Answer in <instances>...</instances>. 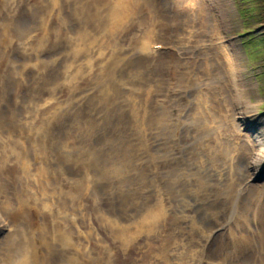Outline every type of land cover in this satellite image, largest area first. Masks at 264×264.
I'll return each instance as SVG.
<instances>
[{
  "label": "rangeland",
  "instance_id": "1",
  "mask_svg": "<svg viewBox=\"0 0 264 264\" xmlns=\"http://www.w3.org/2000/svg\"><path fill=\"white\" fill-rule=\"evenodd\" d=\"M54 1L55 3H53ZM189 1L155 0L158 9L157 19L161 21L159 24L161 30L157 31L156 29V32L159 35L162 34L164 45H158L160 47L158 55L151 53L153 56L148 55L144 61L139 57L142 49L141 40L148 39L146 32L149 30L148 34H150L152 29V21L149 19L153 10L150 12L143 5L141 8L134 4L136 13L126 16L119 25L116 24L117 21H114L115 19L110 13V9L115 3L113 0H40L41 6L49 12L43 13V19L38 22L33 19L35 14L33 15L22 6L21 2L25 3V0H19V4L15 0V4L18 6L12 4L13 0H0V16L7 13L8 18L11 16L13 21H18L21 28L14 26L10 20L12 25L8 31L12 34L7 31L5 35L13 39H4L9 48L7 49L4 44V50H7L8 54L4 57V65L0 67V83L4 77V79H8L9 83L0 89V108L2 109L8 103L18 113L21 112L30 123L35 120V117L41 115L34 109L31 111L28 108L29 105L23 108L21 103L18 108L15 105L14 88L17 86L15 76L21 70L11 72L15 75H11L12 78L6 77V74L9 75V70H12L10 65L12 63L18 66L23 64L27 66L22 67L23 71L30 72L28 59H34L38 52L45 49L49 52H45V54L50 55L51 48L56 46L58 55L55 56V59H51L50 56L41 63H48L47 79L44 86L57 87L59 101H62V111H54V113L57 112L58 119L55 118L54 123L49 126L50 148L43 149L39 155L40 160L47 163V167L38 160L29 161V166L37 168L38 172H44V175L38 174V172L37 176L36 173L26 175L27 182L22 187L24 173L18 164H22V162L17 163L16 161L17 153L8 157L9 159L5 158L6 160H3L0 165L2 170L0 179L5 183V194L3 193V195L8 196L11 202L8 204L2 197V205L0 204V213L8 205L7 208L11 211L9 222L0 221V233L2 231L0 245H3V248H6L4 246L6 236L9 231L15 229L17 224H21L18 227L23 229V224L29 223L28 225L32 226L35 223L36 225L34 224L31 228L32 232L29 226H26V228L28 227L27 237L31 234L29 237L31 239L27 238L29 241L27 243L30 245L28 247H32L30 250L35 251L34 246L37 245L36 251L39 250L40 256L38 255L35 264H221L218 254H225L224 257L227 261L225 260L224 264L247 263L249 255L256 250V246L253 245L254 241L251 240L252 236L248 234V232H253L255 226L244 225L245 218L238 214L242 211L239 206L242 204L247 209L249 208L251 214L256 213L260 208L264 212V200L261 203L259 201L257 205L253 201V205H250L253 200L251 199V201L249 200L250 204H245L249 202L245 201L244 197H238L236 192L235 197L233 193L228 194L226 191L221 198L224 201L220 200V205L217 204L219 207L216 205L215 208L214 205H204L197 209L195 207L194 211H191L194 214L193 219L189 221L190 218H187L189 222L183 227L186 228V231L183 230L181 233L175 231L169 238L165 237L163 232L165 227L170 228V231L179 229L180 226L182 227L179 221H186L183 219V212L188 211H183L185 208L177 211L178 214H182V219L174 218L175 207L183 203L187 204L186 201L189 202V198L186 197L195 195V204L205 201L203 194L206 189L204 190V188H207L209 181L206 169L211 170L213 153L218 150L220 159L218 157L215 168L223 171V167H227H218V165L222 160L225 162L229 160L225 156L231 154L227 153L224 147L228 140L233 143L232 140L238 139L232 132L236 131V127L242 128L243 137L250 132V139L254 137L253 133L259 135L256 136L258 140L264 139V113L258 114L257 108L264 100V41H261L263 38L261 35H264V5L262 9H259L258 3L254 0L252 3L250 0H216L217 4L224 5L225 13L223 14L228 30L227 32L219 31V34L211 36L210 33H206L208 26L214 23V27H218L212 21L211 12L207 15L208 4L206 5V1L203 2L202 12L197 14L196 18H194L195 15L191 16V21H188L184 14L190 12L195 14ZM262 3L264 4V0ZM14 6L15 10H13ZM194 8L196 9L195 6ZM23 10L25 13L27 12V21L24 20L22 26V14H25ZM63 10L66 12H62ZM56 11L57 16L55 15ZM179 11L183 18L177 17ZM66 15L72 23L71 28L67 24ZM56 19L58 21H55ZM34 24L35 28H33ZM3 25L4 21L2 20L0 23V28H3L0 29L1 32L5 31ZM46 25L49 26L44 30ZM220 26L223 28L226 25ZM23 27L28 33L25 44L29 47L37 46L36 49L28 50L26 56H21L15 48L11 47L12 43L21 46V36L25 33ZM63 27L64 30H62ZM56 28V32H59L57 35ZM190 29L192 32L189 33ZM245 29H251V35L256 37L250 35L245 39L242 45L244 46L243 51L240 46L241 38L237 34ZM49 30L54 33L52 40ZM37 31L41 32L39 36H42V39L34 45V40L39 36L34 37L33 34ZM222 33H226V35ZM227 35L232 41L230 45L229 42L224 41V36ZM194 36L198 39L195 40ZM208 36L218 37L221 43L228 44L223 54L219 55V50L215 46L209 44L208 47L203 42L205 39L208 40ZM188 37L190 40L187 39ZM111 40L116 47L114 61L109 60L114 58L108 53L112 49ZM46 41L50 42L43 43ZM194 46L204 49L197 47L198 51L192 53ZM4 50L1 57L4 56ZM226 51L232 52V56L235 54L231 57L234 61L233 68L237 71L236 78H239V82H237L239 84L236 87L237 91L244 92L243 97H234L235 91H228L225 78L220 77L224 74ZM62 55H65L64 59L70 63H65V60L61 58ZM1 57L0 60H2ZM117 60L120 62L116 63ZM252 64L253 67L258 65V71L254 74L248 68ZM69 67L71 73L68 72L69 75H66L67 78L63 82L64 87L61 78ZM127 67L129 71L125 70L126 78L124 79L126 82L119 83V87L113 84L107 73ZM117 72L122 74L120 71ZM54 74H56V79ZM106 81L107 84H104ZM22 83L20 78L18 84ZM112 86L114 92L116 89L121 92L114 95ZM104 87L107 90H104ZM101 88L103 89L101 90ZM66 93L69 96H65ZM203 95L206 96L204 99L209 100L208 104L203 103ZM17 97L21 99L22 103H35L31 97H21L20 92L17 93ZM63 100H65L64 106ZM214 101L218 104H215ZM199 105H203V110L195 109ZM207 105L208 107H206ZM217 107L219 110L216 109ZM213 108L215 109L213 110ZM234 112L237 114L235 115ZM218 115L222 120L219 121ZM6 116L10 118L9 115L6 114ZM51 117L52 113L42 115L48 125ZM15 118L17 117L10 119L15 121ZM234 119L239 121L241 126L235 124L230 127V122H234ZM205 120L213 132L209 131L208 125L203 127ZM172 121L176 128L175 132L163 127L160 134L169 140L165 144H159L161 139L152 137L154 133H149V130L152 127L156 130L162 126H169ZM18 131L22 135L18 139H16L14 131L10 134L0 135V144L2 145L5 141L19 142L22 153L26 154L29 150V145L25 141L26 137L31 142L34 136L26 133L25 137L27 131L25 128ZM141 132L142 135L144 133L143 136H140ZM148 136L149 139H152L151 142L155 146V150L150 147ZM226 136L229 138H225ZM240 137L244 139L242 136ZM202 140L205 141L204 144L208 149L213 150V153L203 149V145L200 147L199 142L203 143ZM172 144L177 149H188V152L185 153V162L190 164L191 169H193L191 163L197 166L190 175L186 176L183 171L174 168L168 169L167 172L163 170L170 163V166H175L181 162ZM234 144L236 148H239L240 144L238 145L237 142ZM247 145L248 147L251 145L254 150L251 140L247 139ZM159 156L171 161L160 162ZM28 158L29 156L26 160ZM26 160L25 162L28 163ZM202 161L209 163L206 164ZM29 166L26 167L29 168ZM200 168L204 170L201 172ZM249 173L256 176V179L253 180L256 184L264 186V157H261V163L252 167ZM249 173L245 174V179L249 178ZM185 178L189 183H186ZM204 179L206 183L202 181ZM39 180L42 185L38 182ZM199 180L201 182H198ZM222 180L225 181L223 178ZM215 181H218L217 175ZM228 182L231 184L230 181ZM36 183H39L38 187L41 186L42 189L38 188ZM151 184L150 192L144 194L143 191ZM231 185L230 187L235 189L234 191L238 190ZM164 193L167 194L164 195ZM196 195L203 196L196 197ZM258 195L261 197V193ZM166 197L171 199L174 205V209L169 211L173 206L170 201H167L166 213L173 215L170 217L169 223L164 222L165 211L161 213L163 217L155 218L156 216L153 215L155 207L159 204L162 205L161 202ZM236 201L237 203H235ZM224 204L226 205L224 206ZM228 204L229 206H227ZM249 205L250 207H248ZM234 208L239 212L235 213ZM14 210L17 211L14 212ZM22 210H25L26 215ZM12 213H15L17 217L13 218ZM233 213L235 215H232ZM27 214H31L32 218ZM258 219L259 215L257 218L253 217V222ZM215 220L218 221L215 222ZM42 221L46 222L41 224ZM11 223H14L13 226ZM223 223L224 225H222ZM241 224L243 225L241 226ZM39 226L43 229L41 227L37 229ZM55 228L59 229L58 235L55 234L57 232ZM50 229H55L52 233L54 236H48V239L46 236ZM210 232L213 236H211V241H208ZM178 234H183V237L178 236L179 239L182 240L184 237L185 239L178 241V237L176 238ZM15 236L20 238L16 234ZM44 237L46 240L48 239V242H53L51 246L43 245L44 242L41 240L44 241ZM236 237L237 239H235ZM185 242L192 244L193 248L188 249L186 244L183 245ZM200 243L206 244L205 250L200 246L198 248L195 246L201 245ZM207 243L210 244L207 245ZM9 252L10 250L0 251V257L4 253L9 255ZM230 252H232L231 255ZM12 253L19 257L17 264H32L28 253H25L24 256L14 251ZM234 255L235 257H233Z\"/></svg>",
  "mask_w": 264,
  "mask_h": 264
},
{
  "label": "bare ground",
  "instance_id": "2",
  "mask_svg": "<svg viewBox=\"0 0 264 264\" xmlns=\"http://www.w3.org/2000/svg\"><path fill=\"white\" fill-rule=\"evenodd\" d=\"M145 0H113V2H115L114 4H113V6L111 7V9H110V13H111V15L114 17V21H117V23L116 24H119L120 25V23H121V20H123L126 16H128V15H130V14H133V13H136V10L134 9L136 6H138V7H141V8H143L144 6L146 7V9H149L150 10V12L153 10V14H151L150 15V21H152V29L150 30V34H148L149 32V30L146 32L147 34H146V36L148 35V39L146 40V39H144V40H141V46H142V49H141V51H140V54L139 55H141V56H139L141 59L140 60H144V61H146V58H147V56L149 55V56H153V55H151V53H152V51H151V45L152 44H154V43H161V40H162V38L160 37V35L156 32V29H157V31H159V30H161V26L159 25L160 23H161V21L159 20V19H157V16H158V9L156 8L157 7V5H156V2H155V0H146L145 2H144ZM187 1V0H186ZM203 2H205L204 0L203 1H200V0H190L189 1V3H190V5L191 6H193L192 7V9H193V11H194V13L195 14H192L191 12L190 13H188V14H184V17H187V20L188 21H191V16H194V18H196L197 17V14H199L200 12H202V9H203V7L201 6V5H203ZM188 3V2H187ZM243 3V2H242ZM136 6H135V5ZM142 5H143V7H142ZM1 6V5H0ZM10 6V5H9ZM9 6H7L8 8H9ZM194 6L196 7V9L194 8ZM1 9V8H0ZM24 11V10H23ZM185 12V11H184ZM1 13H3L4 14V12H1ZM23 13V12H22ZM24 13H25V11H24ZM27 13V12H26ZM22 14L23 16H22V20H21V23H22V26H23V24H24V20H26L27 21V14ZM180 11L178 12V14H177V17H180V18H183V16H182V14L180 13ZM187 13V12H186ZM18 14V13H17ZM11 16H9V18H10ZM21 17V16H20ZM145 19V18H144ZM2 20L4 21V22H6L7 23V20H8V22H10V19H8V15H7V13L6 14H4V15H2V16H0V23L2 22ZM19 20V19H18ZM147 20V19H146ZM15 21V20H14ZM13 21V22H14ZM20 21V20H19ZM193 22V21H192ZM15 23V22H14ZM145 23H146V21H145ZM145 23H144V25H145ZM16 25H18L17 23H15ZM147 24H149V23H147ZM211 24V23H210ZM4 26V25H3ZM48 26L49 25H46L45 27H44V30L46 29V28H48ZM145 27H146V25H145ZM148 27H150V25H148ZM5 28V27H4ZM219 28H222V26H220ZM0 29H3V28H0ZM11 29V28H10ZM147 29V28H146ZM216 29H218V28H216V27H214V24H211V25H209L208 26V30L206 31V33H210V35H213L215 32H216ZM9 30V29H8ZM19 30V29H18ZM21 31H23V30H21ZM0 32H1V30H0ZM10 34H12L10 31H8ZM24 32V31H23ZM5 33V31L4 30H2V32L0 33V36L1 37H3V34ZM9 33H8V35H9ZM15 33V32H14ZM21 33V32H20ZM154 33V34H153ZM145 34V33H144ZM20 35V34H19ZM114 36V35H113ZM112 36V37H113ZM143 36V35H142ZM1 37H0V56H1V51H2V48H4V44L6 43V41L4 40V39H8V38H6V37H4V39L2 38L1 39ZM142 38H145V37H142ZM11 39H13V38H11L10 37V40ZM41 39H42V36H39L38 38H36L35 40H34V45H36V43L37 42H39V41H41ZM185 39V38H184ZM113 40V39H112ZM111 40V41H112ZM164 40V39H163ZM196 40V39H195ZM9 41V40H8ZM4 44H3V43ZM113 43V41L111 42V46H112V49H110V52H108L109 54H111V55H113V57L115 56V51H116V47H115V45L114 44H112ZM164 43V42H163ZM9 44H11L10 42H9ZM109 45V44H108ZM164 45V44H163ZM226 45H228V44H226ZM12 46V45H11ZM227 47V46H226ZM226 50V49H225ZM154 52V51H153ZM154 54V53H153ZM155 54L156 55H158V53L157 52H155ZM233 56H235V54H233ZM232 56V57H233ZM113 59H115V57L114 58H110L109 60L110 61H114ZM172 61H173V59H172ZM237 61V60H236ZM5 62V61H4ZM118 62H120V60H117V62L116 63H118ZM111 63H114V62H111ZM4 64V63H3ZM232 65V64H231ZM231 65H228V67H227V71H228V69L230 70L229 71V76H228V72L227 71H225L224 70V74H223V76H220L221 78H225V81H226V85H228V81H229V79L231 80L232 78H231V76H232V71H233V76L235 77L236 75H235V72H234V69H233V67L231 66ZM132 66V65H131ZM212 66V65H211ZM225 66H227V65H225ZM220 68H222V67H220ZM224 69V68H223ZM125 70H128L129 71V68L127 67V68H125V69H122V70H115V71H111V72H108L107 74H109V79H110V81L113 83V84H115V85H117L118 87H119V83H122V82H126L125 81V79L124 78H126V74H125ZM131 70H132V68H131ZM213 70H214V68H213ZM117 71H120L122 74H125V75H123V76H121L122 74H120V73H118ZM216 72V71H215ZM237 72V71H236ZM217 73V72H216ZM152 74H154V73H152ZM239 74V73H238ZM227 77H229V79L227 78ZM234 77H233V79H234ZM10 78H12V76L10 77ZM239 79V78H238ZM109 82V81H108ZM104 84H107V81L104 83ZM110 84V83H109ZM111 85V84H110ZM122 85V84H121ZM222 85L224 86L225 84H224V82L222 81ZM238 85V84H237ZM105 86V85H104ZM102 87H103V85H102ZM105 87H107V86H105ZM104 87V90L106 89ZM113 87V86H112ZM122 87V86H121ZM125 87V86H124ZM216 88V87H215ZM103 88H101V90H102ZM107 89H108V87H107ZM106 89V90H107ZM114 89V87L112 88V90ZM214 89V88H213ZM111 90V91H112ZM125 90V89H124ZM217 90V89H216ZM220 90H221V88H220ZM219 91V90H218ZM218 91H216V92H218ZM224 91H225V89H224ZM229 91V90H228ZM106 92V91H105ZM113 92H114V90H113ZM119 92H121V90H119V89H116L115 90V94L114 95H116L117 93H119ZM123 92V91H122ZM219 93V92H218ZM124 94H126V93H124ZM237 94H239V96L238 97H243V92H242V90L241 91H239V92H237ZM118 95H120V94H118ZM214 95V94H213ZM130 96V95H129ZM204 96V95H203ZM127 97H128V95H127ZM206 96H204L203 97V103L205 102V100L206 99H204ZM110 100V99H109ZM111 101V100H110ZM214 103L215 104H218L216 101H214ZM11 105V104H10ZM245 105V104H244ZM5 107H2V109H4V116L1 118V120L2 121H6L7 123H0V135H4V134H10L11 132H16L15 134V137L16 136H18V138L19 137H21L22 135L19 133V129H18V127H17V125H16V123L15 122H13V121H11V119L10 118H13V117H15L16 116V114L18 113L15 109H13V108H11L9 105H8V103L6 104V105H4ZM248 108V107H247ZM2 109L0 108V112L2 111ZM195 109H197V111H199V110H203V105H199V106H197ZM215 108H213V110H214ZM217 110H219V108L217 107L216 108ZM14 111V112H13ZM146 111V110H145ZM144 111V112H145ZM6 114L7 115H9L10 116V118H8L7 116H6ZM17 117V116H16ZM141 118H142V116H141ZM217 118L219 119V121L220 120H222V118H221V116L220 115H218L217 116ZM15 120H16V118H15ZM140 124H141V122H139ZM139 124V125H140ZM144 125V124H143ZM208 125V123H207V121L205 120L204 121V124H203V127H205V126H207ZM207 128L209 129V131L211 130V127H210V125H208L207 126ZM141 130H143V129H141ZM218 130V129H217ZM144 131H145V129H144ZM210 132H213V130H211ZM141 135L140 136H143L144 135V133H143V135H142V132L140 133ZM258 137V136H257ZM257 137H255L251 142H253V145H254V149L256 148V150H257V153H255L254 155L253 154H251V151H249V150H251L252 148H251V145H249L250 147H248V145H247V140L245 141V142H241L240 143V141H238V139H235V140H232L233 141V143L230 141V140H228L227 141V143H225V147H224V149L226 150V152L227 153H230L231 155V160L232 159H235V162H236V165H237V173H235V175H236V178H237V180L235 181V183L233 184L235 187L238 185L239 186V182H241L242 180H243V178H245V174L247 173L248 174V172H247V170H249V168H250V166L252 165L250 162H248L250 159H257V158H261V156L262 157H264V139H261V140H257L258 138ZM142 139V138H141ZM203 139V138H202ZM144 140H145V138H144ZM201 140V139H200ZM138 141H140V140H138ZM203 141V143L202 142H199L200 143V147H202V145H203V149L205 148L206 150L208 149L207 147H206V145L204 144V140H202ZM141 142V141H140ZM234 142H237V144L239 145L240 144V146H239V148H236V146H235V144H234ZM140 144V143H139ZM143 144H145V143H143ZM146 146V145H145ZM144 146V147H145ZM21 149H22V147L20 148V143L19 142H15V143H13V142H8V141H5V142H3V144L1 145L0 144V165H1V163L3 162V160H6L5 158H7V159H9L8 157H10V156H12V155H10L11 153H17L19 156H21L22 158H23V160L25 161L26 160V158L28 157V155H27V153L26 154H24V153H22L23 151H21ZM143 149V148H142ZM149 149V148H148ZM238 149V150H237ZM6 150H7V153H6ZM206 150H204V151H206ZM147 151V150H146ZM209 151V150H208ZM207 151V152H208ZM147 152H152V151H147ZM146 152V153H147ZM260 153V154H259ZM17 156H15V158H16ZM218 157H220L219 156V150L218 151H216V152H214V157H213V166H214V170L213 169H211V170H209L208 168L206 169V170H208V174H209V179H211L212 181H213V183H212V186H209L208 188L209 189H212V190H214V192L215 193H217L218 194V192H221V193H226V191H228V194L229 193H233L234 195L236 194L234 191H233V189L230 187V185L231 184H229V182H228V180L226 181H223L222 180V171H219L218 169H216L215 168V166L217 165V161H218ZM12 158V157H11ZM198 159H199V157H198ZM22 162V165H25L26 164V166H29V161H28V163H26V162H24V161H22L21 159H19L18 160V162ZM27 161V160H26ZM228 161V160H227ZM225 162L224 160H222L221 162H220V164L218 165V167H220V166H225V164L226 163H228V162ZM5 162V161H4ZM7 162V161H6ZM10 162H13V161H10ZM14 162H15V160H14ZM203 163H206V164H208L207 162H204V161H202ZM6 164V163H5ZM10 164V163H9ZM2 166H4V165H2ZM8 166V164L6 165V167ZM11 167V166H10ZM254 168V167H253ZM7 169V168H6ZM216 169V170H215ZM10 171V170H9ZM241 171V172H240ZM1 172H2V170L0 169V174H1ZM7 172V171H6ZM38 172V171H37ZM4 173V172H3ZM40 174H42V171H40L39 172ZM38 173V174H39ZM37 174V175H38ZM250 174V173H249ZM5 175V174H4ZM218 176V181H215V176ZM199 177V176H198ZM198 177H197V179H198ZM200 178V177H199ZM208 179V178H207ZM201 180V179H200ZM198 181V182H201V181ZM202 181H204L205 182V179L204 180H202ZM39 183H41V185H42V182L39 180L38 181ZM38 183V184H39ZM206 183V182H205ZM38 184L36 183V185H37V187H38ZM5 183L4 182H2V180L0 179V204L2 203L1 202V199H2V197L4 198V200L6 201V202H8V204H11V202H10V200H9V197L8 196H5V195H3V193L5 192L4 190H5ZM17 185V184H16ZM15 186V185H14ZM232 186V185H231ZM41 187V186H40ZM40 187H38V188H40ZM43 187H44V185H43ZM16 188V187H15ZM40 189H42V188H40ZM206 188H204V190H205ZM39 190V189H38ZM203 190V189H202ZM235 190V189H234ZM18 191V190H17ZM244 191H246V193H244L243 194V192ZM19 192V191H18ZM263 192H264V186H261V185H258V184H254V183H249L248 185H246V186H244V188H242V187H239L238 188V190H237V196L238 197H240V196H242V197H244L245 198V201H248L249 202V200L251 201V199H253L252 201H251V204H250V202L249 203H245V204H250V205H253L252 203H253V201L254 202H256V205H257V203L259 204V201H260V203L261 202H263V200H264V195H263ZM261 193V197H259L260 195H258V194H260ZM5 194V193H4ZM34 194V193H33ZM37 194V193H36ZM242 194V195H241ZM20 195V194H19ZM23 195V194H22ZM35 195V194H34ZM40 196V195H39ZM33 197V196H32ZM36 197H37V195H36ZM196 197H198V196H196ZM208 197V195H205V197H204V200L205 201H207V200H210V201H207L206 203H211V202H213V201H218V197H216V198H214L213 200L211 199V198H207ZM235 197H236V195H235ZM25 198V197H24ZM34 198V197H33ZM32 198V199H33ZM31 199V200H32ZM36 199V198H35ZM24 201V200H23ZM37 201H39L38 199H37ZM26 202V201H25ZM33 202H34V199H33ZM235 203H237V201L235 202ZM22 204H24V202H22ZM2 205V204H1ZM219 205H220V203H219ZM221 205H223L222 204V202H221ZM226 204H224V206H225ZM250 205L248 206V207H250ZM255 205V204H254ZM4 207H5V205H3ZM2 206V207H3ZM9 206V205H8ZM7 206V207H8ZM166 206H167V202H166ZM166 206L164 205V204H162V205H160L159 204V206L157 205V207H155V210H154V213L155 214H153V215H155L156 217L155 218H158L159 216H162V211L164 212V211H166ZM217 206V205H216ZM223 206V207H224ZM227 206H229V204L227 205ZM226 206V207H227ZM232 206V205H231ZM1 207V206H0ZM3 207V208H4ZM7 207H5V209H3V213H4V215H5V221H10V220H8V218L9 217H11L10 216V213H11V211L7 208ZM11 207H12V205H11ZM10 207V208H11ZM192 208H195V207H193V206H191ZM210 207V206H209ZM214 208H215V205L213 206ZM219 207V206H218ZM217 207V208H218ZM252 207H255V206H252ZM197 208H201V206H199V207H196L195 209H197ZM229 208H231V207H229ZM239 208H240V210L242 209V211L241 212H239V210H238V212L236 211V209H235V213H238L239 215H242L244 218H245V224L244 225H248L249 227H252V225H254L255 226V228H253V232H248V234L250 235V236H252V239L251 240H253L254 241V244L253 245H255L256 246V250H255V252H253V254H251V255H249V258H248V261H247V263L246 264H250V263H252V264H264V216H263V214H264V212H263V210L260 208L256 213H254V214H251V212L246 208V207H244V205H240L239 206ZM256 208V207H255ZM254 208V209H255ZM26 209V208H25ZM163 209V210H162ZM220 209V208H219ZM218 209V210H219ZM28 210H29V208H28ZM188 209H184L183 211H187ZM214 210V209H213ZM224 210H225V208H224ZM1 211H2V209H1ZM15 211H17V210H14V212ZM30 211V210H29ZM28 211V212H29ZM197 211V210H196ZM229 211V210H228ZM19 212H21V211H19ZM22 212H24V214H25V210L23 211L22 210ZM188 212H190V210H188ZM214 212V211H213ZM215 212H218V211H215ZM221 212V211H220ZM225 212V211H224ZM231 212V211H230ZM27 213V212H26ZM38 213V215H40L39 214V212H37ZM183 213H185V212H183ZM262 213V214H261ZM23 214V213H22ZM23 214V215H24ZM32 214V213H31ZM31 214L30 215H28V217H30L31 216ZM44 214V213H43ZM217 214V213H216ZM224 214V213H223ZM12 215H13V218H16L17 216H15V213L13 214L12 213ZM26 215V214H25ZM35 215V214H34ZM213 215V214H212ZM218 215H219V213H218ZM226 215V214H225ZM232 215H235L234 213L232 214ZM257 215H259V219L257 220V221H255V222H253L254 220H253V217H256L257 218ZM37 216V215H36ZM220 216V215H219ZM2 217V216H1ZM21 217H23V216H21ZM154 217V216H153ZM163 217V216H162ZM170 217H173V215H172V213H166L165 214V218H164V222L165 221H167L168 223H169V221H171L170 220ZM25 218V217H24ZM27 218V217H26ZM30 218H32V217H30ZM221 218V217H220ZM224 218V217H223ZM12 219V218H11ZM216 219V218H215ZM233 219V218H232ZM28 220V219H27ZM31 220H33V219H31ZM39 220V219H38ZM43 220V219H42ZM228 220V219H227ZM226 220V221H227ZM0 221H2L1 219H0ZM30 221V220H29ZM48 221V220H47ZM216 221H218V220H215V222ZM3 222V221H2ZM22 222V221H21ZM31 222V221H30ZM43 222H46V221H42L41 222V224L43 223ZM211 222V221H210ZM18 223H20V222H18ZM48 223V222H47ZM214 223V222H213ZM247 223V224H246ZM7 224V223H6ZM12 225L11 226H13V224L14 223H11ZM32 224V223H31ZM35 224V223H34ZM33 224V225H34ZM44 224V223H43ZM9 225V224H8ZM23 225H27V224H23ZM32 225V226H33ZM36 225V224H35ZM46 226H48V224H45ZM222 225H224V223L222 224ZM231 225V224H230ZM233 225V224H232ZM243 224H241V226H242ZM17 226H19L18 224H17ZM29 226V225H28ZM32 226H29V229H30V231L32 230L31 228H32ZM42 226V225H41ZM41 226H39L37 229H39ZM44 226V225H43ZM10 227V226H9ZM35 227V226H34ZM51 227H52V225H51ZM56 227V226H55ZM222 227V226H221ZM36 228V227H35ZM42 229H43V227H41ZM44 228H45V226H44ZM48 228V227H47ZM215 228H217V227H215ZM2 229V228H1ZM26 229H28V227L26 228ZM56 229V228H55ZM54 229V230H55ZM3 230V229H2ZM35 230V229H34ZM53 229L51 230L50 229V232H47V236L46 237H48V236H51V235H53L52 233H53V231H54ZM200 230V229H199ZM202 230V229H201ZM240 230V229H239ZM42 231V230H41ZM45 231H47L46 229H45ZM44 231V232H45ZM56 231L57 232H55V234L56 235H58L57 233H58V231H59V229L57 230L56 229ZM229 231V230H228ZM243 231V230H242ZM242 231H240V233L242 232ZM7 232V231H6ZM5 232V233H6ZM11 231H9V233H8V236H6L7 238H6V241H5V249H8V248H13L12 249V251H14V252H17V253H19V254H21V255H23L24 256V254L25 253H28L29 255H30V257H31V262H32V264L36 261L37 262V260H38V257L40 256L39 254H38V251H36L37 249V245H36V247L34 246V248H35V251H32V250H30L31 248L30 247H28V246H30V245H27L26 246V244H27V242L29 243V241H27V238H29L30 236H31V234L27 237V235H26V233H24V230H23V234H19V231H16V232H12V233H10ZM32 232V231H31ZM30 232V233H31ZM33 232H35V231H33ZM40 232V231H39ZM43 232V234L45 235V233ZM163 232L165 233V234H167V236H168V238H169V236H172L174 233H173V231H170V228H167V227H165L164 228V230H163ZM213 232V231H212ZM237 232V231H236ZM1 233H2V231H1ZM205 233V232H204ZM211 233V232H210ZM239 233V232H238ZM15 234L16 235H18V236H20V238L19 237H17V236H15ZM59 234H61V233H59ZM176 234V233H175ZM228 234V233H227ZM241 234H243V233H241ZM181 234H178L177 235V237L178 236H180ZM230 235V234H229ZM234 235V234H233ZM33 236H35V235H33ZM41 236H43V235H41ZM40 236V237H41ZM54 236V235H53ZM53 236H51V237H53ZM234 236H236V234L234 235ZM233 236V237H234ZM243 236V235H242ZM245 236V235H244ZM247 236V235H246ZM16 237V238H15ZM39 237V236H38ZM38 237H36V238H38ZM46 237H44V241H42L41 240V242H44V244L43 245H46V246H51V244L53 243V242H51L50 243V241L48 242L47 240L49 239V237H48V239L46 240L45 238ZM56 237V236H55ZM54 237V238H55ZM61 237V236H60ZM60 237H59V239H60ZM175 237V236H174ZM203 237H204V235H203ZM207 237V236H206ZM205 237V238H206ZM222 237V236H221ZM232 237V236H231ZM248 237V236H247ZM54 238H53V240H54ZM173 238V237H172ZM179 238V237H178ZM222 238H224V236L222 237ZM240 238H241V236H240ZM251 238V237H250ZM29 239H31V238H29ZM28 239V240H29ZM43 239V238H42ZM174 239V238H173ZM218 239V238H217ZM229 239V238H228ZM231 239V238H230ZM235 239H237V237L235 238ZM4 240V239H3ZM33 240V239H32ZM51 240V239H50ZM52 240V241H53ZM242 240V239H241ZM34 241V240H33ZM173 241V240H172ZM239 241V240H238ZM35 242V241H34ZM236 242H237V240H236ZM250 243V242H249ZM4 244V243H3ZM39 244V243H38ZM201 244V243H200ZM210 244V243H209ZM208 243H207V245H209ZM243 244V243H242ZM252 244V243H251ZM40 245V244H39ZM202 245V244H201ZM206 245V244H205ZM237 245V244H236ZM247 245V244H246ZM246 245H244V247H246ZM3 246V245H2ZM24 247V248H23ZM41 247V246H40ZM43 247V246H42ZM158 247H160L159 245H158ZM201 247V246H200ZM225 247V246H224ZM239 247V246H238ZM238 247H236V248H238ZM231 248V247H230ZM253 248H254V246H253ZM160 249V248H159ZM158 249V251L160 252V250ZM221 250H222V247L220 248ZM225 249H228V248H225ZM200 250H201V248H200ZM231 250V249H230ZM0 251H2V250H0ZM202 251V250H201ZM229 252V251H228ZM202 253V252H201ZM222 253V252H221ZM238 253V252H237ZM232 254V252H230V255ZM39 255V256H38ZM204 255V254H203ZM219 256H218V260H219V258H220V262L219 263H221V264H224V262H225V260L227 261V259H225V257H224V255L222 254V255H220V254H218ZM229 255V256H230ZM237 255V254H236ZM20 256V255H19ZM208 256V255H207ZM210 257V256H209ZM228 257V256H227ZM226 257V258H227ZM233 257H235V255L233 256ZM211 259V258H210ZM213 259V258H212ZM232 260V259H231ZM40 262V261H39ZM42 262V261H41ZM169 262V261H168ZM234 262V261H233ZM239 262V261H238ZM242 263V262H241ZM35 264V263H34ZM36 264H39V263H36ZM163 264V263H162ZM165 264V263H164Z\"/></svg>",
  "mask_w": 264,
  "mask_h": 264
},
{
  "label": "clouds",
  "instance_id": "3",
  "mask_svg": "<svg viewBox=\"0 0 264 264\" xmlns=\"http://www.w3.org/2000/svg\"><path fill=\"white\" fill-rule=\"evenodd\" d=\"M252 163L258 166L261 163V160L257 158V159H254Z\"/></svg>",
  "mask_w": 264,
  "mask_h": 264
}]
</instances>
